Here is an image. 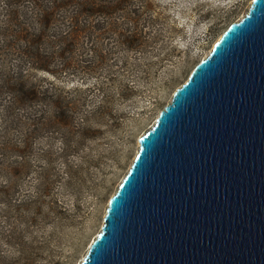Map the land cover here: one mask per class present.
Returning a JSON list of instances; mask_svg holds the SVG:
<instances>
[{"label": "water", "instance_id": "95a60500", "mask_svg": "<svg viewBox=\"0 0 264 264\" xmlns=\"http://www.w3.org/2000/svg\"><path fill=\"white\" fill-rule=\"evenodd\" d=\"M77 264H264V0L178 86Z\"/></svg>", "mask_w": 264, "mask_h": 264}, {"label": "rangeland", "instance_id": "374dc122", "mask_svg": "<svg viewBox=\"0 0 264 264\" xmlns=\"http://www.w3.org/2000/svg\"><path fill=\"white\" fill-rule=\"evenodd\" d=\"M149 1L156 17L149 31L157 40L149 43L147 50L120 53L129 56L127 66H106L98 77L35 72L36 79L70 94L76 86L89 89L80 116L90 117L94 107L97 113L91 116V129L82 135V143L81 132L73 141L78 146L72 155L75 184L61 171L67 184L62 179L53 186L41 199V207L17 215L0 210V264H77L86 255L102 228L110 197L139 150L140 135L154 125L176 88L188 79L223 31L246 14L253 0ZM111 44L106 50L112 49ZM125 83L130 86L126 92L121 86ZM43 135H36L34 149L61 151L62 140L53 138L60 134ZM60 159L58 168L64 170ZM33 178L34 172H29L21 180L30 186Z\"/></svg>", "mask_w": 264, "mask_h": 264}, {"label": "trees", "instance_id": "16d2710c", "mask_svg": "<svg viewBox=\"0 0 264 264\" xmlns=\"http://www.w3.org/2000/svg\"><path fill=\"white\" fill-rule=\"evenodd\" d=\"M155 21L149 0H0L1 211L17 215L41 207L53 186L62 179L67 184L61 171L75 184L72 155L78 146L73 141L81 132L82 143L97 113L94 107L90 117L80 116L89 89L76 86L70 94L36 79L35 72L98 77L106 66L123 68L130 59L120 53L147 50L157 40L149 31ZM42 133L60 134L53 138L62 140L61 151L34 149L35 137ZM59 158L64 170L58 168ZM29 172H34L30 186L21 180Z\"/></svg>", "mask_w": 264, "mask_h": 264}, {"label": "bare ground", "instance_id": "6f19581e", "mask_svg": "<svg viewBox=\"0 0 264 264\" xmlns=\"http://www.w3.org/2000/svg\"><path fill=\"white\" fill-rule=\"evenodd\" d=\"M224 32V31H223Z\"/></svg>", "mask_w": 264, "mask_h": 264}]
</instances>
